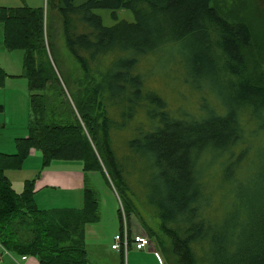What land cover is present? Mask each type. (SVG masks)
Segmentation results:
<instances>
[{
    "label": "trees",
    "instance_id": "trees-1",
    "mask_svg": "<svg viewBox=\"0 0 264 264\" xmlns=\"http://www.w3.org/2000/svg\"><path fill=\"white\" fill-rule=\"evenodd\" d=\"M57 2L62 37L81 78L64 79L59 71L58 31L46 25L42 8L0 7L5 45L24 50L30 91L28 137L16 139L15 154L0 152V256L4 249L39 264H91L85 229L99 222L100 203L88 180L106 170L122 192L131 232L136 214L174 264H264V40L247 17L252 0ZM98 9L116 19L131 11L135 22L106 27ZM175 48L185 53L181 61L169 54ZM252 49L261 56L254 63ZM162 52L166 74L179 65L180 80L200 95L194 109L185 106L191 89L173 107L149 86L155 74L142 62ZM62 82L78 86L75 109L60 101ZM33 149L43 168L81 162L80 209H40L36 180L15 192L6 172L21 168ZM131 178L145 186L158 231L138 212ZM118 215L122 225L121 209Z\"/></svg>",
    "mask_w": 264,
    "mask_h": 264
},
{
    "label": "rangeland",
    "instance_id": "rangeland-1",
    "mask_svg": "<svg viewBox=\"0 0 264 264\" xmlns=\"http://www.w3.org/2000/svg\"><path fill=\"white\" fill-rule=\"evenodd\" d=\"M16 1L17 0H15L14 2L16 3ZM40 1L41 0H33L32 2H34L36 8H38V6H42V9L44 10L46 25L48 23L49 26L52 25L54 29L58 28L60 26L59 18L61 19V17L58 11L53 8V6L58 3L57 0H44L42 4L40 3ZM86 1L87 0H76V4L81 5ZM251 4L252 8L250 7L247 17H249L251 21H253L255 34L258 35L261 40H264V0H252ZM14 6H22V3ZM63 6H65V4ZM225 10H227V7L225 8ZM94 12L102 17L103 24L106 27H111L120 21H127L130 23L135 22L134 14L131 11L127 10L120 11L118 13V19L114 18L112 12L106 9H98ZM55 37L58 38H54L55 53L57 59L60 61L61 67L59 68V71L63 72V78H70L72 75L74 77L81 78V74L79 75V73H81V71H79V65L70 53L69 49H67L64 38L58 35H56ZM168 50L171 52L169 53L170 55L177 54L178 56H180V61L185 54L182 48ZM162 53L160 54V56L158 54L156 56L149 57L142 62L143 70L147 72L151 71L155 74H152L154 76L150 79L149 86L158 90L162 96H165L171 102L173 107L179 106L181 104V93H185L187 96H189V92H191L192 96H190V99H188L185 106L194 109L195 106H197L198 98L200 95L193 92V89L190 87V85L180 80V77L184 71L182 68H180L179 65L172 66L171 64V67L169 69L167 68L166 70L168 71V75L166 74L164 67L162 66V64H160V61L162 56H164L165 58L167 54L165 52ZM48 54L50 56L49 51ZM262 57L264 61V52L262 54ZM249 58L250 61L254 63L256 61L255 59L260 60L261 56L258 54L257 50L252 49L249 53ZM24 60V50L9 49L5 45L4 29L3 26L0 25V104H4L5 107L4 112L0 113V152L4 154H15L17 151L16 139L24 138L28 135V125L30 122V91L28 81L24 76ZM259 71L264 73V63ZM77 87L78 86L75 83H72L70 87H66L65 84L63 85L64 96L60 98V101L64 103L63 107L67 106L68 101H70V104L74 108L73 93L76 92ZM112 112L113 109H111V113ZM115 117L116 120H120L117 119L116 114ZM126 135L130 137L128 131L126 132ZM129 148V145L125 147L126 154H128ZM80 164L81 162L79 161H55L50 165L58 168H78V165ZM44 169L43 159L39 158V156H32V154H30L24 160L21 168L8 170L6 174L10 178L14 186H17L18 183L20 184L24 182V191L26 182L39 180ZM130 181L132 184L134 183L133 178H131ZM142 181L144 185L145 183H150V181H147L145 176H143ZM88 184L89 187H91L96 192L100 203L99 222L89 224L85 229V242L89 254L90 263L123 264V258L121 259V255H119L118 252H114L111 248V246L114 244L115 236L117 234H120L121 232L118 210L121 208L125 210L123 206L122 192L118 188H116L106 170H104V174L102 172H93L89 174ZM144 185L139 188V184H133L136 191L139 192L138 200L133 197L134 203L136 204L140 215L145 219V222H147V224L150 225L153 229L158 231L160 221H158V219L156 218H152L149 214V209H147V207L149 206H147V198ZM23 191L18 192L22 193ZM44 194H56L57 199L49 202V200L42 198V201L40 200L38 204L40 209H49L56 206H83L81 198L82 195L78 196V194H64L59 191H47ZM39 197H41V195ZM132 221L135 225V229L138 228L140 231L148 234L144 230L143 225L136 214L132 215ZM152 244L153 249L161 254V250L159 251L153 241ZM139 253L140 252H136V250H130L128 255L124 257V264H159L153 252L152 256H143ZM14 258L18 263L24 264L19 256H14ZM10 259V257L4 255L1 263L17 264L15 261L13 262ZM172 260L173 258H171V256L163 253L161 254L160 264H174Z\"/></svg>",
    "mask_w": 264,
    "mask_h": 264
},
{
    "label": "crops",
    "instance_id": "crops-1",
    "mask_svg": "<svg viewBox=\"0 0 264 264\" xmlns=\"http://www.w3.org/2000/svg\"><path fill=\"white\" fill-rule=\"evenodd\" d=\"M14 1L15 0H0V7H22V6H28V7H31V8H36L34 2H32L33 0H17L16 3ZM43 1L44 0H41L40 3L42 4ZM19 3H22V6H14V5H18ZM38 8H42V6L41 7L38 6ZM56 18H57V16H56ZM59 20H60V26L57 28V31H58V36L60 35V37H62L63 34H62V31H61V28H60L61 27V19L59 18ZM59 28H60V30H59ZM23 68H24V66H23ZM0 105L4 107V104H0ZM4 108H3L2 112H4ZM2 112H0V113H2ZM28 127H29V125H28ZM26 137H28V135ZM30 154H32V156H39V158H42L41 153L39 151H37V150H34V149L31 150ZM51 164H53V163H51ZM12 186H13V189L15 190V192L20 194L21 192H18V191H23L24 182L20 183V184L18 183L17 186H14L12 184ZM84 188H85V175H84V172L82 170V164L78 165V168L77 167L76 168H72V167L58 168V167H54L53 165H49L48 167H46L44 169V171H43V173L41 175V178L36 181V185H35V200H36V204L39 207L38 204H39L40 200L42 201V198L49 200V202L50 201H54V200L57 199L56 194L55 195H50V194L45 195L44 193H46L47 191H50V192L59 191V192L64 193V194H71V195L72 194H78V196L82 195L81 198H82V202H83V190H84ZM42 194H44V195H42ZM40 195H41V197H39ZM59 197H62V196H59ZM81 207L82 206H80V207H66V206L61 207V206H56V207H52V208H49V209H53V208H74V209H80ZM138 232H141V231H138L136 229L135 233H138ZM132 250H135V249H132ZM144 251H148V252H143V251H137L136 250V252H140L139 253L140 255L152 256L153 246H152L151 249L144 250ZM114 252H117V251H114ZM118 254L121 255V259H122L123 254L121 252H118ZM10 258H11L10 260H12L13 262L15 261L17 264H20V263H18L16 261V259L13 260L12 257H10ZM155 258L158 260V262L160 264V260L156 256H155ZM12 261H11V263H12ZM23 262H24V264H39L37 259L34 258V257H28L27 260L23 261Z\"/></svg>",
    "mask_w": 264,
    "mask_h": 264
},
{
    "label": "built area",
    "instance_id": "built-area-1",
    "mask_svg": "<svg viewBox=\"0 0 264 264\" xmlns=\"http://www.w3.org/2000/svg\"><path fill=\"white\" fill-rule=\"evenodd\" d=\"M121 216H122V225L121 232L117 234L114 238V244L111 246L112 250L121 252L124 256L129 253L131 249H135L137 251L149 250L152 248V241L148 235L145 233H137L133 234L130 229L129 219L126 211L121 208ZM4 255L12 257L13 260L15 258L6 250L2 249ZM155 256L160 259V254L157 251H153ZM22 261H26L27 257H21ZM1 264V262H0Z\"/></svg>",
    "mask_w": 264,
    "mask_h": 264
}]
</instances>
